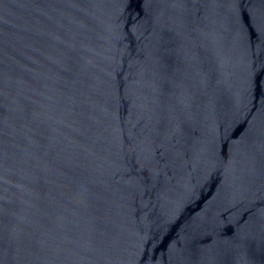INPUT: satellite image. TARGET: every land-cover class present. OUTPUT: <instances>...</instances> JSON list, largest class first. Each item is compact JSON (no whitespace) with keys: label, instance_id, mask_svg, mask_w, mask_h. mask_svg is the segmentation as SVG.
I'll return each instance as SVG.
<instances>
[{"label":"water","instance_id":"water-1","mask_svg":"<svg viewBox=\"0 0 264 264\" xmlns=\"http://www.w3.org/2000/svg\"><path fill=\"white\" fill-rule=\"evenodd\" d=\"M0 264H264V0H0Z\"/></svg>","mask_w":264,"mask_h":264}]
</instances>
